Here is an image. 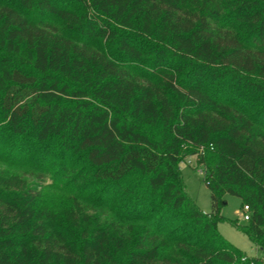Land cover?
<instances>
[{"label":"trees","instance_id":"16d2710c","mask_svg":"<svg viewBox=\"0 0 264 264\" xmlns=\"http://www.w3.org/2000/svg\"><path fill=\"white\" fill-rule=\"evenodd\" d=\"M0 163V264H264V0H0Z\"/></svg>","mask_w":264,"mask_h":264},{"label":"rangeland","instance_id":"374dc122","mask_svg":"<svg viewBox=\"0 0 264 264\" xmlns=\"http://www.w3.org/2000/svg\"><path fill=\"white\" fill-rule=\"evenodd\" d=\"M7 167L0 163V169ZM181 173L185 182L187 194L205 213L211 211V192L207 187L203 169L198 166L195 156L186 157L180 163ZM47 182V180H46ZM226 204L221 209V214L226 218L218 223V230L222 236L231 244L243 251L248 257L264 259V247L255 244L251 238L242 230L247 224L244 220L243 201L233 195H226ZM230 220H235L238 226L233 225Z\"/></svg>","mask_w":264,"mask_h":264},{"label":"built area","instance_id":"2783aa9c","mask_svg":"<svg viewBox=\"0 0 264 264\" xmlns=\"http://www.w3.org/2000/svg\"><path fill=\"white\" fill-rule=\"evenodd\" d=\"M243 211H244V216H243V218H244V220H249V218H250V212H249V206H244V208H243Z\"/></svg>","mask_w":264,"mask_h":264}]
</instances>
